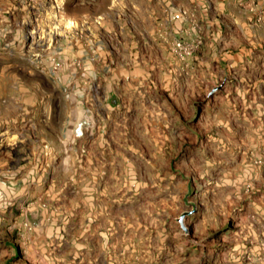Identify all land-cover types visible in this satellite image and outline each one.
<instances>
[{
  "label": "rangeland",
  "instance_id": "rangeland-1",
  "mask_svg": "<svg viewBox=\"0 0 264 264\" xmlns=\"http://www.w3.org/2000/svg\"><path fill=\"white\" fill-rule=\"evenodd\" d=\"M237 2L38 0L0 60V264H264V0Z\"/></svg>",
  "mask_w": 264,
  "mask_h": 264
},
{
  "label": "crops",
  "instance_id": "crops-1",
  "mask_svg": "<svg viewBox=\"0 0 264 264\" xmlns=\"http://www.w3.org/2000/svg\"><path fill=\"white\" fill-rule=\"evenodd\" d=\"M198 7L201 11H203V7L206 6V20L207 22L215 21V19L220 16L223 18H227L228 24L231 22H237V24L241 25V15H250L253 11L248 10V8H243L237 2V0H195ZM210 12H209V11ZM44 11L43 8L38 4V0H0V50H10L11 52L5 53L0 52V60L1 64L6 66L9 65V61H6L5 57H20L16 54L15 49H19L21 46V36L22 32V20L23 18H30L33 15H37L38 13ZM168 12L170 10H167ZM203 11V12H204ZM173 13V12H172ZM256 14V13H255ZM169 16H172L169 14ZM23 21H27L26 19ZM187 25V24H186ZM178 29L180 30V26ZM191 28V26H189ZM13 35L12 39L9 38V35ZM13 52V53H12ZM15 53V54H14ZM21 59V58H20ZM21 61V60H20ZM19 62V61H18ZM20 65V62H19ZM14 69L15 68H10ZM17 73L19 76L24 74L21 69L17 68ZM31 75V74H30ZM31 77V76H30Z\"/></svg>",
  "mask_w": 264,
  "mask_h": 264
},
{
  "label": "built area",
  "instance_id": "built-area-1",
  "mask_svg": "<svg viewBox=\"0 0 264 264\" xmlns=\"http://www.w3.org/2000/svg\"><path fill=\"white\" fill-rule=\"evenodd\" d=\"M175 18H176V19H179V18H180V14L175 15ZM177 45H178V46H181V43H178Z\"/></svg>",
  "mask_w": 264,
  "mask_h": 264
}]
</instances>
